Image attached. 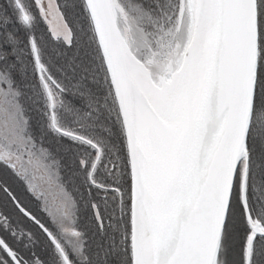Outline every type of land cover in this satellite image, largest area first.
Segmentation results:
<instances>
[{
    "label": "snow or ice",
    "instance_id": "6c2138e0",
    "mask_svg": "<svg viewBox=\"0 0 264 264\" xmlns=\"http://www.w3.org/2000/svg\"><path fill=\"white\" fill-rule=\"evenodd\" d=\"M0 264H264V0H0Z\"/></svg>",
    "mask_w": 264,
    "mask_h": 264
},
{
    "label": "rangeland",
    "instance_id": "374dc122",
    "mask_svg": "<svg viewBox=\"0 0 264 264\" xmlns=\"http://www.w3.org/2000/svg\"><path fill=\"white\" fill-rule=\"evenodd\" d=\"M46 26L45 25H41V30H43Z\"/></svg>",
    "mask_w": 264,
    "mask_h": 264
}]
</instances>
